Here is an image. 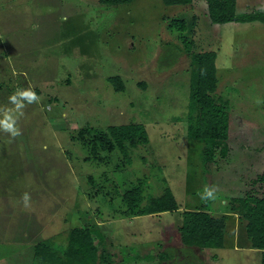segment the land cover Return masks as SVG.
I'll return each mask as SVG.
<instances>
[{
    "label": "rangeland",
    "instance_id": "rangeland-1",
    "mask_svg": "<svg viewBox=\"0 0 264 264\" xmlns=\"http://www.w3.org/2000/svg\"><path fill=\"white\" fill-rule=\"evenodd\" d=\"M254 9L264 0H236V13ZM171 18L185 30H171ZM183 38L192 51L216 52L214 98L228 110V137L216 146L187 136L190 57L175 50ZM28 88L39 102L22 100L20 115L9 97ZM9 109L21 135L0 130V264H30L42 239L60 250L85 217L98 224L112 264H152L162 251L161 264L259 263L238 199L254 193L264 168V23H213L204 0H0V119ZM129 123L142 124L147 140L83 160L90 148L81 128ZM137 182L142 203L169 187L182 208L224 220V245H182L180 209L124 215L118 192ZM205 187L215 199H201Z\"/></svg>",
    "mask_w": 264,
    "mask_h": 264
},
{
    "label": "trees",
    "instance_id": "trees-1",
    "mask_svg": "<svg viewBox=\"0 0 264 264\" xmlns=\"http://www.w3.org/2000/svg\"><path fill=\"white\" fill-rule=\"evenodd\" d=\"M131 1L98 0L105 4H125ZM162 1L168 5L192 2V0ZM204 1L208 18L213 23L230 21L264 23V9H254L238 14L235 12L236 0ZM168 27L171 30L183 31L186 25L180 18H171ZM182 41L183 47L180 49L176 45L175 50L190 57L187 136L206 146L219 145L228 137V110L226 100L218 102L214 98L218 83L215 66L216 52L212 50L192 51L191 41L186 38H183ZM178 52L174 51L172 55L175 57L171 59L175 61L179 55ZM108 80L116 89L124 88L120 76H110ZM78 136L81 139L86 138L90 148L87 151L88 155H85L83 160H90L89 156L96 157L102 150L111 153L116 147L124 155L127 144L136 145L147 140L145 129L140 123L112 125L107 130L99 131H91L83 127L78 131ZM225 150L226 147L223 145L222 153ZM107 157L111 158L109 154ZM103 158L102 156L101 159ZM257 180L259 185L254 193H247L245 197L238 199V209L246 220L245 233L250 247L259 252L258 264H264V168ZM99 188L101 189V187ZM118 193L126 205V209L122 211L124 215H157L165 211L180 209L176 230L179 241L184 246L203 249L218 248L224 245V220L212 216L209 210L202 207L182 208L176 202L169 187H166L160 195L150 197L147 203H142V184L140 182L131 183ZM83 219L81 224L68 230L66 245L60 250L44 239L35 242L30 264H112V254L104 248L103 233L98 224L91 218ZM157 255L158 261L152 264H161V260L168 257V251L159 252ZM132 258L141 259L143 256L140 257L139 253L135 252Z\"/></svg>",
    "mask_w": 264,
    "mask_h": 264
},
{
    "label": "clouds",
    "instance_id": "clouds-1",
    "mask_svg": "<svg viewBox=\"0 0 264 264\" xmlns=\"http://www.w3.org/2000/svg\"><path fill=\"white\" fill-rule=\"evenodd\" d=\"M9 100L15 105V110L19 112L20 115H23L22 109L25 107V105L22 103V100H26L29 104H31L33 102H39V97L34 90L28 88L23 91H17L15 94L9 97ZM11 113V109L5 111L3 119H0V130L9 133L12 138H15L21 135V130L17 126V118H14ZM214 192V188L205 187L201 199H215ZM23 200L25 206H28L30 197L27 193L24 194Z\"/></svg>",
    "mask_w": 264,
    "mask_h": 264
}]
</instances>
